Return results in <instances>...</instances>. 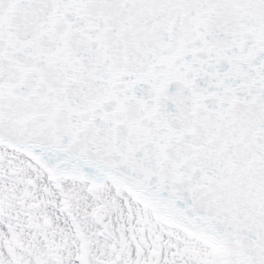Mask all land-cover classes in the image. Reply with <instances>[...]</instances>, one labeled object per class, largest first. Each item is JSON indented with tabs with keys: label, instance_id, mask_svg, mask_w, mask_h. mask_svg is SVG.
<instances>
[{
	"label": "snow or ice",
	"instance_id": "obj_1",
	"mask_svg": "<svg viewBox=\"0 0 264 264\" xmlns=\"http://www.w3.org/2000/svg\"><path fill=\"white\" fill-rule=\"evenodd\" d=\"M0 264H264V0H0Z\"/></svg>",
	"mask_w": 264,
	"mask_h": 264
}]
</instances>
